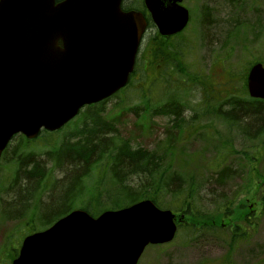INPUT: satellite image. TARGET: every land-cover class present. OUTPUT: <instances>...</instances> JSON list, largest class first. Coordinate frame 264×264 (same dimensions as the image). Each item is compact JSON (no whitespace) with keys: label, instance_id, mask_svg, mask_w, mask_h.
I'll list each match as a JSON object with an SVG mask.
<instances>
[{"label":"rangeland","instance_id":"374dc122","mask_svg":"<svg viewBox=\"0 0 264 264\" xmlns=\"http://www.w3.org/2000/svg\"><path fill=\"white\" fill-rule=\"evenodd\" d=\"M138 2L125 0L124 5L137 8ZM182 4L189 10L190 20L180 36L171 42L178 46L179 66L183 73H178L170 65L162 70V61L156 71L148 65L146 72L141 52L153 43L156 34L154 26L147 29L129 84L123 92L102 104L99 117L112 123L115 134L125 138L134 148L159 151L165 158L163 151L169 132L166 130L171 120L167 116L147 113L143 108L145 103L154 109L169 99H175L186 123L182 125L186 139L174 144L175 154L170 160L171 171L181 175L183 184L171 186L190 187L193 196L190 215L180 216L181 222L186 224L195 217L196 220L207 218L223 226L227 220H239L244 216L242 220L252 224L245 226L241 223L237 230L234 224L207 230L202 225L183 227L170 243L147 246L138 264H264V122L253 136H248L240 129L242 126L229 124L233 123L232 120L227 123L229 119L211 114L210 109L219 107V113H225L231 100L238 103L249 98L244 93L242 77L254 60H261L259 62L264 64V0H182ZM203 12L207 13V22ZM87 114L88 107H85L51 137L42 134L25 145L20 136H16L10 142L8 152L0 160V231L9 230L13 225L25 229V223L31 227L41 223L37 228H42L44 222H40L39 216L43 210L35 200L41 202L51 193L56 185L52 190L49 188L59 173L53 171L49 178H45L46 185L41 192L35 186L32 199L33 194L37 195L21 208L19 213L23 218L20 222H4L5 209L12 204V192L18 185L15 182L17 160L27 156L43 160L46 153L63 147L68 134L87 121ZM46 161L45 174L52 168V162L47 158ZM96 166L93 165V169L76 183L83 198L77 199V206L73 208L79 207L80 201L89 203L95 196L97 200L91 203L93 206L110 209L118 186L104 162ZM223 167L233 168L235 173L218 188L214 180ZM165 200L169 202L171 197ZM10 211L14 212V209L11 207ZM51 213L59 217L64 212L47 210L48 215ZM41 217L43 220L44 216ZM231 238L234 243L230 245Z\"/></svg>","mask_w":264,"mask_h":264},{"label":"water","instance_id":"95a60500","mask_svg":"<svg viewBox=\"0 0 264 264\" xmlns=\"http://www.w3.org/2000/svg\"><path fill=\"white\" fill-rule=\"evenodd\" d=\"M121 1L0 0V155L13 135L57 130L126 85L146 20ZM180 2L144 0L161 36L187 25ZM246 84L250 97L264 99L262 64L250 67ZM176 229L171 210L147 199L97 217L74 210L27 236L12 264H137Z\"/></svg>","mask_w":264,"mask_h":264},{"label":"trees","instance_id":"16d2710c","mask_svg":"<svg viewBox=\"0 0 264 264\" xmlns=\"http://www.w3.org/2000/svg\"><path fill=\"white\" fill-rule=\"evenodd\" d=\"M126 8L143 12L147 19V29L153 27L152 22L144 10L143 0H139L137 8L131 6H126ZM206 14L204 13L203 15H205L204 20L207 22ZM206 22H204V25ZM178 36L180 34L164 38L157 35V33L155 34L156 38H152L153 43H150L141 52V58L143 57L145 60L143 68L146 72L150 67L156 71L158 63L162 61L164 63L162 70H166L170 65V67L174 66L178 73H183V68L179 66V57L181 55L178 46L171 42L173 38ZM254 61L246 67L242 77V85L246 95V71ZM148 65L149 68H147ZM153 76H155V72ZM148 85L150 86L149 81ZM107 100L88 106L87 121H84L81 128L73 130L72 133L68 134L69 137L66 139L63 147H57L51 153H46L43 160L39 159V157L34 158L31 156L19 158V155H16L19 158L17 160V176L15 179L18 185L16 186L15 184V191L12 192L13 201L11 204L14 212L10 211L11 207L9 206L6 207L5 214L19 213L25 202L30 198L32 199L31 192L35 189V186L39 187V191L41 192L46 185L44 184L47 180L45 178H49V175L53 171H58L59 177L52 181L53 184L49 189L52 190L54 185H56L55 188L41 202L37 199L35 200V203H38L40 209L43 210L41 212V216H44L43 224L46 226L52 223L59 218L57 216L59 213L56 212L58 213L57 215L56 213L54 215L53 213L48 215L47 210H59L63 211V214H66L73 209V206H77L75 205L77 199L83 197H81L82 195L79 192V184L76 183L85 177L93 165L99 166L104 162L110 170L112 180L118 186V191L112 197V205H109L111 206L110 209H119L141 200H150L160 209L175 211L178 220L177 232L183 227L193 228L199 225H202L204 227L203 229L207 230L208 228L222 229L234 224L235 230H237L241 223L245 226L246 224L249 226L252 224L246 220H242L244 216L242 218L240 217L239 220H227L223 226L218 221L215 222L207 218H199V220H196V217H191L192 219H189L187 223L185 222L186 224L181 222V220L179 221L180 214L190 215L189 210L193 199L190 187L184 188L182 187L183 185H180L178 188H173L176 186H171L173 184H183L181 182V175L179 176V174H176L177 172L171 171L170 161L171 157L175 154L173 152L174 144H180L182 140L184 142L186 139L183 134L185 129L182 126L186 123L180 113L179 103L175 99H169L158 108L152 109L147 103H145V107L143 108L147 113L156 116H167L171 120L169 129L166 130L169 132L166 136L167 146L163 151L166 157L163 158V155L159 151H150L141 147L134 148L125 138H120L115 134L112 123L104 122L99 117L103 109L102 104ZM230 104L228 106L230 108L225 113H219V107L215 110L214 108L216 107H210L212 110L211 114H215L216 116L222 115L227 120L229 119L227 123L232 120L233 123L229 124H239L242 126L240 129L248 133V136H253L264 122V100L249 97L246 102H243V99L238 101V103L231 100ZM250 104L253 105V108H246ZM54 133L45 132L44 134L51 137ZM21 140H23L25 145L30 143L25 138L21 137ZM7 152L6 150L4 155ZM177 153L179 154V152ZM46 158L52 162V168L49 169L47 174H45ZM167 159L168 163H165ZM233 173H235L233 168L228 169L223 167L218 172V177L214 180L215 185L219 188L225 184V181ZM179 181L181 183H178ZM111 190L113 191V189ZM43 194L46 195L45 190ZM36 195L37 193L33 194V197L35 198ZM166 197H171V200L166 202ZM66 200L68 202L65 204ZM96 200L97 198L92 196L89 203L80 201L79 208L85 210L89 215L96 217L104 210V208H99L91 204L93 201L96 202ZM224 205L228 206V203ZM224 205H221V207ZM228 210H226V213H228ZM231 239L232 241L229 242L230 245L234 243V239Z\"/></svg>","mask_w":264,"mask_h":264},{"label":"flooded vegetation","instance_id":"af4514ba","mask_svg":"<svg viewBox=\"0 0 264 264\" xmlns=\"http://www.w3.org/2000/svg\"><path fill=\"white\" fill-rule=\"evenodd\" d=\"M61 0H56V2H59ZM182 2V0H181ZM125 0H122L121 2V9L122 11H128L131 9H127L126 6L124 5ZM59 45H61L60 41H59ZM132 75V73H131ZM131 80V76L130 79ZM1 199V198H0ZM33 199H28L27 202H31ZM11 206V205H10ZM25 206V205H23ZM40 213V211H39ZM36 215V213H35ZM23 218V214L22 213H12V214H5L3 216V221L7 222H14L15 220L16 223L20 222L21 219ZM53 218V217H52ZM51 218V219H52ZM39 220L40 222L42 221V217L39 216ZM55 222V221H54ZM28 226H31L29 223H26ZM53 224L50 223L47 225V227L51 226ZM16 225H13V227L9 230H1L0 231V264H12L13 261L18 257L19 255V251H20V247L22 245V242L24 240L25 237L32 235L33 233L40 231V230H36V229H17L16 227H14Z\"/></svg>","mask_w":264,"mask_h":264}]
</instances>
